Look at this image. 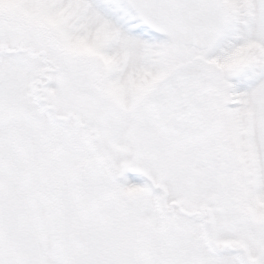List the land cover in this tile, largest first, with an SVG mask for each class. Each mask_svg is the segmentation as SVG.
Segmentation results:
<instances>
[{
    "label": "rangeland",
    "instance_id": "1",
    "mask_svg": "<svg viewBox=\"0 0 264 264\" xmlns=\"http://www.w3.org/2000/svg\"><path fill=\"white\" fill-rule=\"evenodd\" d=\"M183 1L191 13L198 0ZM200 3L190 28L136 0H0V48L47 53L60 70L46 75L49 107L90 120L111 160L108 172L73 121L53 122L36 102L42 58L3 53L0 264H72L73 251L87 254L74 248L82 228L88 249L111 241L122 264H242L243 249L264 264V0ZM197 57L219 62L233 105L207 140L167 139L150 82Z\"/></svg>",
    "mask_w": 264,
    "mask_h": 264
},
{
    "label": "water",
    "instance_id": "2",
    "mask_svg": "<svg viewBox=\"0 0 264 264\" xmlns=\"http://www.w3.org/2000/svg\"><path fill=\"white\" fill-rule=\"evenodd\" d=\"M221 74L214 64L199 60L156 82L149 106L161 130L169 136L200 140L218 131L222 125Z\"/></svg>",
    "mask_w": 264,
    "mask_h": 264
}]
</instances>
